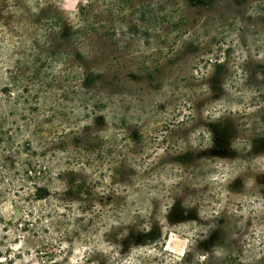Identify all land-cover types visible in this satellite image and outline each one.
I'll use <instances>...</instances> for the list:
<instances>
[{
  "label": "rangeland",
  "instance_id": "rangeland-1",
  "mask_svg": "<svg viewBox=\"0 0 264 264\" xmlns=\"http://www.w3.org/2000/svg\"><path fill=\"white\" fill-rule=\"evenodd\" d=\"M263 246L264 0H0V264Z\"/></svg>",
  "mask_w": 264,
  "mask_h": 264
},
{
  "label": "trees",
  "instance_id": "trees-1",
  "mask_svg": "<svg viewBox=\"0 0 264 264\" xmlns=\"http://www.w3.org/2000/svg\"><path fill=\"white\" fill-rule=\"evenodd\" d=\"M228 247H227V251L231 254V255H233V254H235L236 253V244H234V242L232 241L229 245H227ZM264 247V246H263Z\"/></svg>",
  "mask_w": 264,
  "mask_h": 264
}]
</instances>
